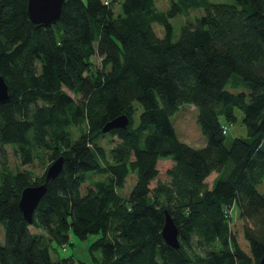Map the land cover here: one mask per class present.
Masks as SVG:
<instances>
[{"label": "trees", "instance_id": "obj_1", "mask_svg": "<svg viewBox=\"0 0 264 264\" xmlns=\"http://www.w3.org/2000/svg\"><path fill=\"white\" fill-rule=\"evenodd\" d=\"M27 5L0 0V74L13 94L0 105V264H75L51 251L71 232L99 234L89 247L98 264H257L264 253V193L256 188L264 179V0H169L164 10L157 0H65L60 22L37 29ZM198 8L204 12L174 38L171 18ZM184 104L197 109L201 147L176 135L171 116ZM236 109L248 136L227 146L222 127ZM121 115L126 128L103 131ZM107 135L119 139L109 152L100 144ZM6 146L22 164L65 157L32 223L19 207L21 192L43 183L46 171L13 172ZM160 159L173 162L169 180L150 187ZM232 208L250 254L231 230ZM164 209L179 230L177 249L161 235Z\"/></svg>", "mask_w": 264, "mask_h": 264}, {"label": "rangeland", "instance_id": "obj_2", "mask_svg": "<svg viewBox=\"0 0 264 264\" xmlns=\"http://www.w3.org/2000/svg\"><path fill=\"white\" fill-rule=\"evenodd\" d=\"M87 1V0H84ZM169 0H157V6L159 9H167ZM212 2H232V0H210ZM204 12V9L198 8L191 10L188 14H178L177 16L171 18V23L173 25L174 38H177L181 29V26L186 21H194L196 16L201 15ZM153 29L159 37L163 36V28L161 25L154 23ZM93 62L96 66H100L101 58L94 56ZM69 94H71L74 98L76 95L71 91L67 90ZM140 109L136 110L134 114L135 122L138 121V114ZM236 119L232 122L227 123V132L225 135V143L228 146L231 141L238 136L247 137V129L245 125L242 123V112L239 109L235 110ZM171 121L174 125L176 135L180 141L187 143L192 147H201L205 144V137L201 133L198 122H197V109L193 105L184 104L180 106L179 110L176 111L171 116ZM75 134L78 135L82 130L81 128L75 127ZM119 142V139L114 136L111 137L109 135L104 136L100 140V144L106 149L107 152L110 151L111 147H113L116 143ZM9 156V168L13 172L18 170H29L33 177L41 176L45 171H47L49 165L53 162L49 158L48 155L43 156L44 158H37L33 164H22L20 158L14 152V149L11 146H6ZM173 164L171 159H160L157 162L158 175L150 182V187L155 186L158 181L166 182L169 180L168 175L166 174V170L171 167ZM90 179L93 176L89 173ZM216 173H211L206 179L205 182L208 186L211 185L213 178ZM3 172L2 166L0 163V180H2ZM98 177V176H97ZM99 178V177H98ZM136 183V175L135 173L131 174L126 181V185L123 194L129 195L133 186ZM257 190L260 193H264V179L261 183L256 185ZM231 211V230L235 234L237 242L242 250H244L247 254H250V248L247 240L244 237L243 229L244 222L238 217V212L236 208L230 209ZM31 230L34 232H40V230H36L33 226ZM4 233L1 235L3 238ZM99 237V234H91L85 239H80L73 232L70 233L69 242L66 245H60L56 242H53L52 255L53 258L56 259L58 257H74L75 264H98L95 263L92 259V256L89 252L90 245Z\"/></svg>", "mask_w": 264, "mask_h": 264}, {"label": "water", "instance_id": "obj_3", "mask_svg": "<svg viewBox=\"0 0 264 264\" xmlns=\"http://www.w3.org/2000/svg\"><path fill=\"white\" fill-rule=\"evenodd\" d=\"M65 0H28L27 14L34 29L49 27L60 22ZM13 94L3 74H0V105L9 103ZM127 115H121L105 124L103 131L109 132L114 128H126L129 125ZM65 157L58 156L48 167L44 182L38 185H29L23 188L19 207L25 220L33 222V217L42 197L48 190L50 183L60 174ZM165 243L172 248H179V230L167 209H164V221L161 230ZM55 264H63L61 261ZM257 264H264V253Z\"/></svg>", "mask_w": 264, "mask_h": 264}, {"label": "built area", "instance_id": "obj_4", "mask_svg": "<svg viewBox=\"0 0 264 264\" xmlns=\"http://www.w3.org/2000/svg\"><path fill=\"white\" fill-rule=\"evenodd\" d=\"M222 132L225 134L227 132V126L222 127Z\"/></svg>", "mask_w": 264, "mask_h": 264}]
</instances>
